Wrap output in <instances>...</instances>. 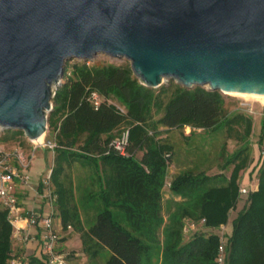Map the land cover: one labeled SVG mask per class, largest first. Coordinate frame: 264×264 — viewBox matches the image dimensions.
<instances>
[{"label": "trees", "instance_id": "16d2710c", "mask_svg": "<svg viewBox=\"0 0 264 264\" xmlns=\"http://www.w3.org/2000/svg\"><path fill=\"white\" fill-rule=\"evenodd\" d=\"M61 81L46 121L48 142L53 145L48 181L54 215L63 230L69 227L79 234L89 264H216L222 244L225 264H264V152L257 190L247 196L246 207L231 222L227 235L219 234L238 203L240 172L251 163L250 116L227 111L218 91L173 83L147 88L132 76L128 65L82 61L68 67L65 63ZM90 92L98 96L96 109L87 100ZM123 125L128 128V141L125 155L119 156L108 144L119 137ZM185 127L234 137L242 146L221 166L220 171L231 168L228 176L207 175L195 165L172 177L171 197L164 201L165 155L171 157L174 147L166 138H158L159 129ZM6 132L5 141L22 135ZM263 137L264 123L259 144ZM71 163L91 171L81 191L86 194L78 201L68 172ZM92 186L94 191L89 190ZM80 210L88 217L84 222ZM186 221L202 223L209 232L194 234L183 243ZM11 231L6 212L0 209V264L15 258ZM39 253L20 260L21 264H45L40 249Z\"/></svg>", "mask_w": 264, "mask_h": 264}, {"label": "water", "instance_id": "95a60500", "mask_svg": "<svg viewBox=\"0 0 264 264\" xmlns=\"http://www.w3.org/2000/svg\"><path fill=\"white\" fill-rule=\"evenodd\" d=\"M95 55L147 88L264 95V0H0V130L43 136L65 63Z\"/></svg>", "mask_w": 264, "mask_h": 264}, {"label": "rangeland", "instance_id": "374dc122", "mask_svg": "<svg viewBox=\"0 0 264 264\" xmlns=\"http://www.w3.org/2000/svg\"><path fill=\"white\" fill-rule=\"evenodd\" d=\"M80 60H69L66 62L67 66L70 67L73 64L81 63ZM85 62V61H83ZM87 64L94 65H104V64H112L114 66L119 65H128L125 60H117L110 59L103 55H95L90 60L86 61ZM62 81L60 80V83ZM59 83V84H60ZM170 83L176 84L172 80H164L162 85L167 86ZM206 89V88H205ZM222 94V93H221ZM225 100V109L229 112H243L247 116L252 118V131L249 137V156L251 159V163L249 167L240 172V176L244 174L249 176L250 185L253 183L256 184L257 181V171L259 168L260 160L262 159V152H264V137L262 143L259 144L258 140L261 135V124L264 123V101L256 98L258 96L252 97H242L239 94H222ZM115 105H117L121 110L118 103L114 100H111ZM157 116L155 115L152 120H156ZM240 131L241 128H239ZM127 132L128 137V128L126 126H121L119 129V133ZM148 134H151L148 132ZM8 137V134L5 130H0V149L5 151H9L12 149H19L27 159L30 158L29 165L27 169L21 172L22 175L26 177V184L22 187L28 194V198L33 199V191L32 189L36 188L39 183L43 180L46 172L50 170L52 164V152L45 146L38 145L37 143H31L27 141L23 135L15 136L13 139H4ZM158 138L163 139L166 138L170 144L173 145L174 150L171 157L166 154L165 158L167 159V176L165 179V186L163 188V200H167L170 198L169 193V183L172 177L185 169H191L195 165L199 166V171H203L207 175H215L222 172L224 175L228 176L231 168H226L223 171H220L221 166L225 163L226 159L235 152L237 149L241 148L242 144L240 141L232 138H226L224 136H213V133L210 130L203 129H193L191 127H185L182 130L178 131H165L164 129H159ZM48 135L45 133L42 136L41 144H47ZM128 140V139H127ZM140 152H137L135 155L138 157ZM264 154V153H263ZM91 170V169H90ZM70 174L72 173L74 180H76L78 184V188L74 189L75 193V201H78L79 196L82 194H86L85 191L81 193V189L87 186V174H90L89 170L86 171L85 168L80 166L78 163H71L70 169L68 170ZM76 184V186H77ZM51 188V187H50ZM241 187L239 186V189ZM247 190H249V186H245ZM94 187H89V190L94 191ZM96 191V190H95ZM43 193V191H40ZM253 192V191H252ZM248 194L244 195H249ZM243 195L240 194L239 191V200L234 209L229 212L227 224L220 226V231L223 230L224 236L227 235L230 223L236 218L237 214L246 206V202H243ZM175 200H179V198H175ZM83 200H80L79 203H82ZM53 211L56 213L55 206H52ZM22 215H25V209L21 208ZM81 220L84 222L86 218L80 210ZM56 217V218H55ZM57 224V228L53 229L55 235L58 238V246L57 251L60 254H63L65 260L67 261L68 256H66V252L62 247V242L69 237L66 235V232H73L72 229L63 230L60 225V221L57 215L54 216ZM228 225V226H227ZM231 226V225H230ZM209 232V229L203 227L202 223H192L189 221L185 222V229L183 233V243L189 241V239L194 234H206ZM220 235L222 233H219ZM65 253V254H64ZM18 255L15 256L14 259L18 260Z\"/></svg>", "mask_w": 264, "mask_h": 264}, {"label": "built area", "instance_id": "2783aa9c", "mask_svg": "<svg viewBox=\"0 0 264 264\" xmlns=\"http://www.w3.org/2000/svg\"><path fill=\"white\" fill-rule=\"evenodd\" d=\"M87 100L93 109L98 107L99 99L95 92H90L87 96ZM127 138L126 131L120 133L117 139L112 140L108 144L109 149L119 156H124L125 146L128 141ZM38 145L45 146L49 149L53 147L49 142H47V144L40 143ZM29 161L30 158L27 159L19 149H12L9 151L0 149V209L6 212V219L12 228V238L16 237L20 230L19 224L24 221L28 227L38 230L36 233L38 246L40 252L43 254L45 264H68L64 255L57 251L58 238L53 229L54 212L52 206L54 203V196L49 187V172L41 182L43 191L41 199L45 200L47 210L45 212L31 210L25 212L23 216L19 208L16 198V188L17 185L23 186L26 184L27 179L21 172L27 169ZM239 191L240 194L244 195L248 194L250 189L247 190L241 187ZM221 236H224V234L222 233ZM24 239H30L28 234H25ZM225 259L226 255L222 244L218 247V255L215 259V263L225 264ZM10 264H21V261L13 259L10 261Z\"/></svg>", "mask_w": 264, "mask_h": 264}, {"label": "crops", "instance_id": "0c3cea01", "mask_svg": "<svg viewBox=\"0 0 264 264\" xmlns=\"http://www.w3.org/2000/svg\"><path fill=\"white\" fill-rule=\"evenodd\" d=\"M48 172L49 171L46 172V175L48 174ZM71 179H72L73 188L79 189L78 184L76 180H74L72 173H71ZM249 179L250 178L247 174L240 176L239 186L240 187L249 186L250 192L256 191L258 181H256L255 185L253 183L250 185ZM41 182L39 183V185L41 184ZM39 185L36 188L32 189L33 199L28 198L27 192L22 188L24 185L23 186L17 185V188H16L17 202H18V205H21L22 209L26 210L25 212H28L31 210L45 212L47 210L45 200L41 199L42 192L40 191H42V189L39 191ZM85 188L86 187H84L81 190H84ZM243 197H242L243 202L245 203V200L247 199V195H243ZM55 218L53 217V224H54V228H57L56 227L57 224L55 221L57 219ZM19 225H20V230L18 234L16 235V237L13 238V241H12V254L14 256L18 255L19 256V258H17L18 260H25L26 257L32 256V255L35 257H39L40 253H39V246H38V240H37V235H36L38 230L28 227L24 221H22ZM230 225L229 226L227 225L229 229L231 227ZM66 228L71 229L69 227H66ZM69 233H70L69 231L66 232V235L68 234L69 237L62 242V247L64 248L66 252V254L65 253L64 254L68 256V258H66L68 259L67 263L68 264H89L87 262L86 256L81 251V243L79 239V234L74 231L71 234ZM25 234H28V237H30V239H24ZM57 246H58V243H57Z\"/></svg>", "mask_w": 264, "mask_h": 264}, {"label": "bare ground", "instance_id": "6f19581e", "mask_svg": "<svg viewBox=\"0 0 264 264\" xmlns=\"http://www.w3.org/2000/svg\"><path fill=\"white\" fill-rule=\"evenodd\" d=\"M228 94H236V93H228ZM242 97H252V96H258L256 98H259L260 100L264 101V95H252V94H239ZM42 141V136H40L36 141H33V143L40 144Z\"/></svg>", "mask_w": 264, "mask_h": 264}]
</instances>
